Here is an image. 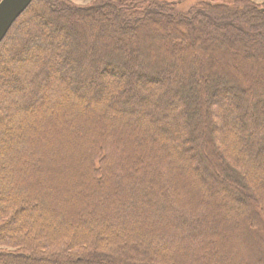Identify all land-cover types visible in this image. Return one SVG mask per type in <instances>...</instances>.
I'll return each mask as SVG.
<instances>
[{"label": "trees", "instance_id": "1", "mask_svg": "<svg viewBox=\"0 0 264 264\" xmlns=\"http://www.w3.org/2000/svg\"><path fill=\"white\" fill-rule=\"evenodd\" d=\"M214 1L34 0L16 20L0 44V264H264V3ZM212 52L256 54L253 91L218 84ZM208 218L230 256H199Z\"/></svg>", "mask_w": 264, "mask_h": 264}, {"label": "rangeland", "instance_id": "2", "mask_svg": "<svg viewBox=\"0 0 264 264\" xmlns=\"http://www.w3.org/2000/svg\"><path fill=\"white\" fill-rule=\"evenodd\" d=\"M71 1H73L78 6L90 5L93 2V0H71ZM159 1H161V0H159ZM206 1H209V0H169V2L175 3L177 5V9L180 10L181 12H184L186 9L190 8L191 6H194L197 3L206 2ZM215 1H214V3H215ZM233 1H235V0H219V2L229 3L230 5H232ZM252 1L255 2L256 4H263L264 3V0H252ZM83 24H86V23H83ZM81 26L82 25H80V28H81ZM75 33H78V32H75ZM109 33L110 32L107 31V34H109ZM160 35H161L160 32L159 33L154 32L153 34L151 32L145 33L143 35V39H144L143 40L144 41L143 46L145 47L146 45H150L151 44L152 49L153 48L155 49V53L158 52V53H161V54H165L166 45L164 44V41L160 37ZM209 46L212 47L213 45L211 44ZM214 46L216 47V45H214ZM217 47H218V49H219L220 52L224 53V50H223L224 47L221 48L218 45H217ZM75 48H76V46H75ZM192 53H193V51H192ZM212 54H213L212 55V59H213V62H214L215 61L214 57L216 56L217 53L216 52H212ZM153 55L154 54H152V56ZM204 55H206V54H204ZM255 55L256 54H254L252 52H248V54H246V55H243V53H240V56H239V54L237 56L235 55L236 57L235 56L229 57L227 55L228 57H225L223 59L221 58V55L216 56L215 58H216V61L218 62V69L216 71L217 73H216L215 78L217 77V79H218L217 83L218 84L224 83L223 82V79L226 80L228 78H230V79L233 78V79H235V81L233 83H229V85L231 87H233V88L236 87L235 88V92H236L237 95H239L240 97L245 96L244 93H242L240 91V88L242 87L244 89H247V91H248V89L251 87V90H252V87L253 86H250L249 80H253L255 77H253L252 73L250 72V66H248V64H245V65H247V66H245L243 63L246 62V61H250V62L258 61ZM208 59L209 58H207L205 60V63L210 62ZM261 65H263V64H261ZM220 66L222 68V71H220V68H219ZM236 67L238 68L237 70H236ZM192 68H194V67L192 66ZM189 70H191V67H189ZM263 70L261 71L262 73H257L258 74V78L261 81L264 80V71ZM190 74H191V72H190ZM219 74L221 75L220 77H219ZM248 74H249V76H248ZM186 76L187 77L185 79H187L189 81L192 80V79H189V75L188 74H186ZM196 82L198 83V80H196ZM227 83L228 82H226V84ZM233 102H238V100H232L231 103L230 102H227L228 103V107L230 108V110L234 108L233 107ZM205 104H204V106H205ZM206 118L207 117L204 116L203 120L206 122V124H205V126H206V133L209 134L210 123L208 124V122L206 121ZM226 119L228 121V119H230V118L227 117ZM209 121L210 122L211 121L215 122L214 125H216V126H221V124H223V123H217V121L215 119H212L211 117H209ZM211 135H212V133H211ZM228 139H229L228 146L230 147V146L233 145L235 147L236 142H234L231 138H228ZM197 143L198 142H196V145H197ZM145 154H146V151L144 152L141 161H142V163L144 161V164H145V167H146L147 159L145 160V158H146ZM261 158L263 159V157H261ZM262 169L264 171V166L262 167ZM144 172H145V168H144ZM143 176L144 177H147L146 172L144 173ZM149 176L152 179H156L151 174H149ZM263 177H264V175H263ZM137 180H139V179H135V181H137ZM138 184H141V183L138 182ZM145 187H147V184H146ZM149 187L152 188L153 194L156 197H157V195L159 196V192H157V188L153 189L152 185L149 186ZM137 188L138 189H141V186L138 185ZM198 190H199V188L198 189H193V191H194L195 194L197 193ZM248 192L251 195L253 194V191L252 190H250ZM213 216L215 217V213H213ZM214 217H213V219H214ZM211 222H212V218H208L207 220L205 219L206 231L204 232V234H202L204 236L203 239L205 238L204 244L207 245V246H209L210 253H209V250L207 251V249H205V247H202V249L198 250L199 256H202L203 255V257L209 258V260H213L216 256H220L221 251L224 252V253L227 252L228 255L230 256L231 255V251L232 250L234 251V248H233V246H234V239H235L234 236L232 235V237H229L228 238V239H231V240H228L227 244H224V243L219 242V240H216V239H220V236H218V235H220V232L217 231L218 234L216 235L215 228L210 227ZM230 222L232 223V221H230ZM224 225L227 226V222ZM232 233H234V232H232ZM217 241H218V243H217ZM194 258H195V256L194 257L192 256V258L189 257L190 260H188V262L191 263L192 259H194ZM201 262H202V259H200V260L198 259L196 264H200Z\"/></svg>", "mask_w": 264, "mask_h": 264}, {"label": "water", "instance_id": "3", "mask_svg": "<svg viewBox=\"0 0 264 264\" xmlns=\"http://www.w3.org/2000/svg\"><path fill=\"white\" fill-rule=\"evenodd\" d=\"M34 0H0V44L15 21Z\"/></svg>", "mask_w": 264, "mask_h": 264}]
</instances>
